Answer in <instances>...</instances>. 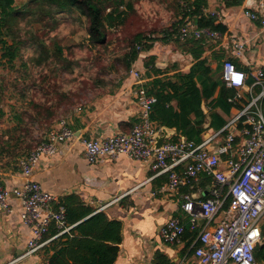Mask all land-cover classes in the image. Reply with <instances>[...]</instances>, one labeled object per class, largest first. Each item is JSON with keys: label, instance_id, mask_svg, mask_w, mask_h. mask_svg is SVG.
<instances>
[{"label": "crops", "instance_id": "0c3cea01", "mask_svg": "<svg viewBox=\"0 0 264 264\" xmlns=\"http://www.w3.org/2000/svg\"><path fill=\"white\" fill-rule=\"evenodd\" d=\"M207 1L209 6L206 9L219 13L217 24L221 23L225 31H218L221 38L216 40H201L203 53L200 59L195 57L189 47L185 46L184 52L172 43L157 41L165 36L157 38L139 62V66L145 68L140 81L132 76L130 68L127 75L115 80L112 91L101 92L95 89L87 93L80 103L65 106L61 117L51 124L41 138L42 141L46 140L51 132H57L60 119H67L74 131V138L68 141L59 139L56 142L57 152L41 159L31 179L56 197L52 205L55 210L60 206L67 208L68 221L72 228L100 213H104L111 221L121 223L120 251L115 264H155L158 255L165 256L171 264H192L194 258L189 250L190 239L185 238L184 246L166 245L160 239L159 230L172 216L183 219L185 225H189L191 234L197 230H191L189 217L180 208L181 202L177 195H168L162 191L167 183V175L155 177L146 164L127 156L105 158L99 163L91 164L85 156L83 141L130 132L140 111L135 102V90L144 87L147 90V84L155 78L167 80L179 72L187 74L199 60H206L216 80H221L226 62H233L246 72L264 70V29L258 22L244 15V10L252 6L253 0H245L241 6L231 8H226L223 0ZM189 24L197 26L194 20ZM235 40L245 43L242 57L234 54ZM149 57H154L156 64L167 63L162 70L170 69L157 77L148 78L145 72ZM249 81V85H252L253 80ZM224 86L228 88L225 84ZM263 90L260 86L254 88L253 92L241 89L243 98L232 104L228 112L221 107L215 108L213 99L204 101L202 110L207 121L201 141L224 130ZM218 93L219 89L214 98H217ZM263 100L264 97L261 100L262 107ZM172 106L177 108V103L174 101ZM212 114L219 118L213 120ZM154 124L163 135L162 128L155 122ZM169 131L171 134L165 142L185 138L174 128H169ZM221 141L217 138L213 145ZM24 182L23 169L18 159L10 162L6 158L0 159V187L17 188ZM212 183V180L202 176L197 184L181 187L179 192L191 193L194 199H206ZM9 205L10 211H0V264H47L43 249L26 255L32 230L22 222L21 203L12 197ZM199 223L203 225L204 221ZM49 245L51 243L44 248Z\"/></svg>", "mask_w": 264, "mask_h": 264}, {"label": "built area", "instance_id": "2783aa9c", "mask_svg": "<svg viewBox=\"0 0 264 264\" xmlns=\"http://www.w3.org/2000/svg\"><path fill=\"white\" fill-rule=\"evenodd\" d=\"M204 13L217 19L220 16L214 10L204 9ZM244 15L264 29V0H253L252 6L244 10ZM218 38H221L220 32L194 24L183 26L179 33L183 42ZM244 46L243 41L235 40L234 54L242 57ZM137 50L140 58L134 62L130 72L140 81L143 73L137 64L146 50L144 45H137ZM221 80L228 88L236 90L229 98L231 104H236L243 98L241 89L253 92L256 87L264 88V70L246 72L233 62H226ZM249 80H253L252 85H249ZM134 95L140 111L132 130L107 138L85 139L84 152L88 162L96 164L105 158L127 156L146 164L155 177L167 175L162 191L177 195L180 208L189 217L191 230L198 231L189 245L194 258L192 264H261L255 252L263 244L264 110L261 100L264 90L224 130L211 138L197 143L185 137L164 142L161 148H154V136L161 130L157 131L151 119L156 97L150 95L145 87L135 90ZM203 108L207 110L205 105ZM51 133L34 151L19 160L25 177L23 185L0 187V211H10L9 200L16 198L22 206V222L32 230L26 255L37 253L72 229L67 223L66 209L60 206L55 210L52 205L56 197L31 179L41 159L57 152L59 139L68 141L75 136L64 117L59 121L58 131ZM217 138L222 140L221 143L213 145ZM202 176L213 182L208 198L194 199L191 193L179 192L181 187L197 184ZM201 220L203 225L199 223ZM53 225L58 233L46 239ZM185 234L183 220L175 216L170 217L159 230L160 239L166 245L184 246Z\"/></svg>", "mask_w": 264, "mask_h": 264}, {"label": "trees", "instance_id": "16d2710c", "mask_svg": "<svg viewBox=\"0 0 264 264\" xmlns=\"http://www.w3.org/2000/svg\"><path fill=\"white\" fill-rule=\"evenodd\" d=\"M176 1L181 8L182 19L173 25L171 30H164L161 35L165 37L157 41L174 43L184 52L185 46L189 47L195 57L200 59L203 53L202 41H181L179 39L180 29L192 20L199 28L209 27L221 33L225 31V27L221 23L217 24L216 17L205 15L204 9L209 6L207 0ZM223 1L226 8H231L241 6L245 0ZM135 4V0H27L17 5V0H0V64L15 68L16 62L22 61L23 66L28 68L29 65L23 55L30 46L38 53L30 59L37 67L44 68L45 64L54 65V71L58 76L62 72L69 73L74 69L77 71L81 67L80 62L74 63L66 58L68 49L62 46L58 37L51 36L60 26L62 17L78 14L81 23L86 22L89 51H99L100 48L108 51L110 47L108 38L111 30L126 23L129 14L135 9ZM37 25L42 27L43 33L34 29ZM154 40L156 39L143 32L135 34L131 39L130 51L122 56L121 60H117L118 63L123 64L128 72L139 58L140 52L137 50V45H144V49L149 51ZM115 64L104 68V71L105 69L108 71L111 66L116 68ZM146 69L147 77L152 78L166 73L170 68L166 70L158 68L155 58L149 57L146 60ZM25 73L29 76L27 72ZM103 74H106L103 70L98 71L95 77L90 75L88 78L93 79L94 84L101 87L107 85V82L101 78ZM22 77L20 80L24 83L29 81V78L24 75ZM80 85L85 86L84 91L90 89L88 82L82 81ZM37 87V83H32L20 92L22 100L25 102L28 100L30 110L21 112L20 109L11 108V118L8 123L10 128L1 130V160L6 158L9 162L10 159L19 161L28 156L41 144L42 139H37L38 132L42 129H49L57 119L56 110L65 105H76L80 99L72 92V89H65L56 82L52 85V90L56 93L54 97H50L52 94L39 86L38 89L45 92L43 98L38 100L33 95L30 100L27 93L36 92ZM6 89L4 81L0 80V105L6 98ZM218 89V96L214 98ZM147 92L157 99L151 113L152 121L161 128H174L182 136L197 143L201 141L204 124L207 121L202 110V103L213 99L215 108L221 107L228 112L232 107L228 99L235 94V90L226 88L220 79L216 80L213 77L206 60H199L187 74L179 72L167 80L155 78L147 84ZM174 101L177 103V108L172 106ZM7 117L8 112L0 108V124ZM211 117L213 120L219 118L216 114H212ZM65 209L67 223L71 226L68 221V210L66 207ZM183 223L185 225L184 220ZM185 228V238L190 239L191 242L198 231L191 234L189 225H185ZM50 231L46 239L58 233L54 226ZM120 241L121 223L111 221L104 213H100L51 241V245L43 248V253L48 261L47 264H115L119 256ZM255 256L259 263L264 264V226L263 244L259 245ZM155 264L171 263L165 256L158 255Z\"/></svg>", "mask_w": 264, "mask_h": 264}, {"label": "rangeland", "instance_id": "374dc122", "mask_svg": "<svg viewBox=\"0 0 264 264\" xmlns=\"http://www.w3.org/2000/svg\"><path fill=\"white\" fill-rule=\"evenodd\" d=\"M26 1L27 0H17V5H21ZM135 2V9L129 14L126 23L111 30L108 38L110 41L108 51H105L104 48L98 49L99 51H89L87 45L88 35L86 32V22L82 24L78 14L62 17L60 26L55 29V32H53L51 36L58 37L62 46L68 49L66 58L74 63L80 62L81 67L78 68L77 71L74 69L69 73L62 72L60 76H58L57 72L54 71V65L45 64L44 68L37 67L30 59L37 56L38 53L30 46L27 47V50H25L23 55L26 63L29 65L28 68L23 66L24 63H22V61H17L15 68L0 64V80H3L7 87L6 98L3 104L0 105V108H3L6 113L8 112L7 119L5 121L3 120V122H1L2 124H0V136L2 134L1 130L10 128L8 123L11 118L12 107L20 109L21 112L30 110L28 100L27 102L22 100L20 94L25 86L37 83L38 87L42 86L45 91H49L48 93L52 94L50 97H54L56 93L52 90V85L58 82L60 85L64 86L65 89H72V92L80 97L79 102L77 103H80L86 97L85 95L87 93L94 91L95 89H98L101 92L112 91L115 80L118 77H123L129 73V71H126L123 64L118 63L117 60H121L122 56L130 51L132 37L137 33L143 32L152 38L155 37V39L162 38L164 36H162L161 33L164 32V30H171V27L182 19V15L180 14L181 8L176 0H140V2L135 0ZM34 29L43 33L42 27L39 25L34 27ZM172 44L175 46L174 43ZM113 64H115L116 68L112 67ZM110 65H112L110 68L111 70L109 69L107 71L105 69V72L104 68H108ZM137 67L144 73L145 68L139 66V62ZM85 69L87 71H85ZM102 70L103 73L106 74H103L101 78L104 82H107V85L98 87L94 84V80L88 77L90 75L95 77L97 72H101ZM25 72H27L30 77ZM23 75L24 77L29 78L27 83L20 80L23 78ZM45 76L47 77L45 78ZM82 81L88 82L89 90L84 91L85 86L80 85ZM38 87L36 92L27 93V97L30 100L33 95L36 96L38 100L43 98L45 92L38 89ZM63 108L64 106L56 110L57 119L61 117ZM46 131V129L39 131L37 139H41ZM10 160L15 161L14 159Z\"/></svg>", "mask_w": 264, "mask_h": 264}, {"label": "water", "instance_id": "95a60500", "mask_svg": "<svg viewBox=\"0 0 264 264\" xmlns=\"http://www.w3.org/2000/svg\"><path fill=\"white\" fill-rule=\"evenodd\" d=\"M168 65L167 63H158L157 67L160 69L165 68V66ZM162 132L164 133L163 135H161V133H156L154 138L156 140L154 148H161L164 145L165 140L168 138L170 131L169 128L164 127L162 128Z\"/></svg>", "mask_w": 264, "mask_h": 264}]
</instances>
